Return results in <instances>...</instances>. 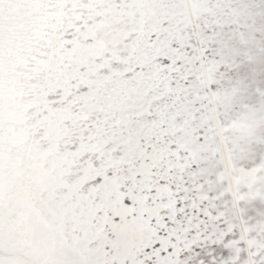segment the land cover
I'll return each instance as SVG.
<instances>
[{"label":"snow or ice","instance_id":"snow-or-ice-1","mask_svg":"<svg viewBox=\"0 0 264 264\" xmlns=\"http://www.w3.org/2000/svg\"><path fill=\"white\" fill-rule=\"evenodd\" d=\"M0 264H264V0H0Z\"/></svg>","mask_w":264,"mask_h":264}]
</instances>
